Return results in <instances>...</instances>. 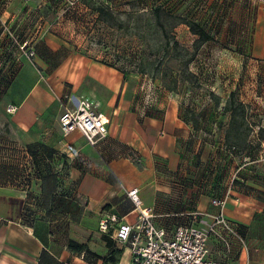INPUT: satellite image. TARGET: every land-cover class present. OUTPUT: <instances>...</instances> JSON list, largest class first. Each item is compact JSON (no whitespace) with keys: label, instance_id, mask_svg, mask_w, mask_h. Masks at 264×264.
<instances>
[{"label":"crops","instance_id":"0c3cea01","mask_svg":"<svg viewBox=\"0 0 264 264\" xmlns=\"http://www.w3.org/2000/svg\"><path fill=\"white\" fill-rule=\"evenodd\" d=\"M41 1L0 0V130L7 122L22 157L36 164L30 188L0 181V264H131V248L99 222L104 212L135 222L128 194L135 187L170 234L192 222L195 209L223 210L240 236H228V252L212 237L209 256L264 264V169L235 178L239 156L225 152L224 142L206 138L176 112L159 117L136 106L117 64L79 48L58 26L29 25ZM250 1L245 49L264 65V0ZM65 95L89 96L109 114L110 130L98 144L79 131L63 135ZM214 196L227 198L225 206L214 205Z\"/></svg>","mask_w":264,"mask_h":264},{"label":"rangeland","instance_id":"374dc122","mask_svg":"<svg viewBox=\"0 0 264 264\" xmlns=\"http://www.w3.org/2000/svg\"><path fill=\"white\" fill-rule=\"evenodd\" d=\"M100 5L111 15L101 16ZM252 5L250 0H43L28 22L58 26L79 48L117 64L129 78L136 106L159 117L176 112L206 138L224 142L225 152L239 156L235 178L246 179L247 169H264V65L245 49ZM183 18H193L213 38L201 42ZM7 124L0 130V164L5 146L14 147L16 160L10 162L13 175L2 172L0 181L27 189L35 182L20 173L24 147Z\"/></svg>","mask_w":264,"mask_h":264},{"label":"built area","instance_id":"2783aa9c","mask_svg":"<svg viewBox=\"0 0 264 264\" xmlns=\"http://www.w3.org/2000/svg\"><path fill=\"white\" fill-rule=\"evenodd\" d=\"M27 44L28 40L22 47ZM29 53L34 54V50ZM61 106L59 123L64 136L79 131L92 145L107 136L111 117L100 112L91 97L65 95ZM14 109L13 105L8 106V110ZM139 190L135 187L128 191L137 211L135 222L109 212H104L99 222L101 231L111 233L116 240L131 248V264H229L225 258L209 256L212 237L220 238L228 252L231 244L228 236H240L237 225L223 210L211 213L195 209L191 212L192 222L178 224L170 234L155 223L154 209L143 204ZM212 202L224 207L227 198L214 196Z\"/></svg>","mask_w":264,"mask_h":264},{"label":"trees","instance_id":"16d2710c","mask_svg":"<svg viewBox=\"0 0 264 264\" xmlns=\"http://www.w3.org/2000/svg\"><path fill=\"white\" fill-rule=\"evenodd\" d=\"M161 9H162V7L159 6V7L156 8V11L158 13H160L159 11H161ZM97 10L99 11V13H100L101 16H104L105 14L111 15V12H112V11H110L107 8V6H104V5L97 6ZM182 21L185 22L189 26V28L191 29V31L194 34L198 35V39L201 42H207L208 40H211L213 38V35L209 31H207V29L202 24H200L199 22L193 20V18L192 19L183 18ZM195 127H196V125H195ZM10 147L14 150V147L12 145L11 146H7V148L5 146V148H4L5 153H4V155H2V158H1L2 159V162L0 164V166L2 165V168H0V174L3 172L5 174H8V176H12L13 175V173H11L12 170H9V168H10V166H12L11 163H10L11 160L15 158L12 155L13 152H11L12 149ZM24 151H25V149H23V153H24ZM25 157L26 156H24V157L21 158V159H23V166H24V168H22L20 170V173H22L23 176H28L31 180H33L34 177H32L33 172L31 170V165H29L30 164L29 163V160H27ZM14 160H16V159H14ZM17 160H18V157H17ZM6 165H8L7 168H6ZM34 167H36V164L34 165ZM242 180L244 181L245 179H242Z\"/></svg>","mask_w":264,"mask_h":264}]
</instances>
